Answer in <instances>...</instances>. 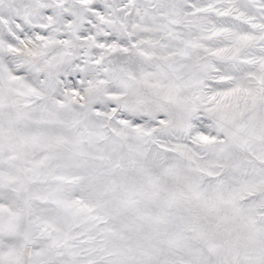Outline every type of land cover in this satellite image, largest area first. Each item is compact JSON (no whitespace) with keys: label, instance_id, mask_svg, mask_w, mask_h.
<instances>
[{"label":"snow or ice","instance_id":"1","mask_svg":"<svg viewBox=\"0 0 264 264\" xmlns=\"http://www.w3.org/2000/svg\"><path fill=\"white\" fill-rule=\"evenodd\" d=\"M0 264H264V0H0Z\"/></svg>","mask_w":264,"mask_h":264}]
</instances>
